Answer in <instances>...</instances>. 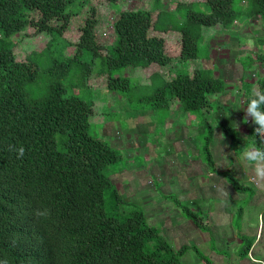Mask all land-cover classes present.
<instances>
[{
    "label": "trees",
    "instance_id": "1",
    "mask_svg": "<svg viewBox=\"0 0 264 264\" xmlns=\"http://www.w3.org/2000/svg\"><path fill=\"white\" fill-rule=\"evenodd\" d=\"M239 1L247 7L243 15L236 8L237 0H205L207 11L178 2L176 11L185 9L186 15L181 37L177 36L180 47L172 51L176 53L172 56L166 50L164 34L152 32L158 31L154 6L149 10L117 11V40L105 46L96 35L99 12L102 5L114 9L120 0H106L101 5L95 0H0V261L183 264L182 258L194 251L204 264H212L197 246L173 247L148 224L144 210L122 212L124 200L119 189L104 173L111 165H118L122 155L106 140L90 135L93 101L77 95L66 98L60 86L52 88L44 100L29 98L27 87L38 78L39 66L29 58L17 60L13 38L28 28L34 29L36 36L56 33L48 46L65 37L67 47L76 49L72 57H66L65 67L81 62L88 54L92 55L91 62L101 58L110 70L106 89L123 94L131 88V81L115 76L124 69L166 66L175 60L186 65L199 59V38L205 28L219 25L229 30L239 16L260 17L264 23V0ZM75 6L81 11L72 10ZM87 6L89 11L85 10ZM82 13L86 14L85 23L79 37L72 39V23ZM162 32L167 35L170 29ZM257 59L264 65V54ZM256 87L264 90V77ZM252 90L244 97L245 106ZM224 91L220 78L191 68L173 76L151 101L156 107H167L171 100H178L186 112L205 115L209 108L211 111L210 96ZM58 136L64 139V150L59 149ZM210 141L211 137L202 154L213 165ZM255 142L263 147L262 137H256ZM9 145L22 146L23 155L17 158L16 152L8 151ZM229 181L237 187L231 176ZM174 198L185 217L208 232V218ZM37 208L49 209L50 216L36 218L33 213ZM242 252L247 256L250 247Z\"/></svg>",
    "mask_w": 264,
    "mask_h": 264
},
{
    "label": "rangeland",
    "instance_id": "2",
    "mask_svg": "<svg viewBox=\"0 0 264 264\" xmlns=\"http://www.w3.org/2000/svg\"><path fill=\"white\" fill-rule=\"evenodd\" d=\"M96 4L101 5V3L106 2V0H95ZM205 0H120V3L114 8L109 9L105 7L104 5L101 6L99 15L101 16V24L99 23V26L97 28V40L98 42H101L105 45H111L115 44L117 40V36L113 32V29L110 28L109 25H111V22H113L115 19L118 18L117 11H131V10H138V9H146L149 10L151 7L154 8V15L158 19L157 28L160 32L170 29V32L164 36L169 37V41L171 42L172 38L175 35H179L181 37L180 29L181 26L184 23L186 10L182 9L179 11H176L175 5L178 2H183L187 5L193 4L192 7L196 10H209L207 6L204 4ZM239 0L236 2V8H238V11L242 13V15L247 10L246 4H241ZM191 7V8H192ZM72 10L74 11H81L80 6L72 7ZM86 11L90 10V6H87ZM116 12V13H115ZM80 14L77 15L73 21L74 28L70 32V36L72 39H76L79 37L80 29L85 23L86 14ZM77 18V19H76ZM253 18V17H252ZM249 18L247 16H239L235 22V25L238 24L237 21H239V25L237 26V29L234 31L233 28L229 30L231 31L228 35L230 37L235 38V34L237 32H240L242 38H244V43L240 46V50L236 49L237 47L232 50V52H238L240 53V56L242 59H236L235 53H232L230 56V59L235 60L231 62V65L233 64L234 70L236 71L237 65L241 68H245L244 73V84H246L247 87L253 89V86L256 84H259V81L263 78V72L264 70L261 68H258L259 64L257 65L254 63V59L257 58L260 55L264 54V29L260 28L261 31H254L252 28L251 30H247L250 25V21H254V19ZM246 19H248L246 21ZM247 26H246V24ZM262 23V21L256 22L255 24ZM252 27V26H251ZM220 30L222 32L221 26H216L215 28H205L202 31V36L199 38V59L194 60L193 62H189L188 64L184 65V71L190 70L194 66L199 69L201 72H205L208 74V76H211L212 78H216L217 73L221 72V64H217L216 68H212L211 65L213 61H216V59L212 56V48L215 47V44H222V47L219 48L220 52H218V55L222 54V59L226 58L225 55V49L228 47V43H232L233 39L231 41H226V39L221 36V34L215 35L216 30ZM229 30H223V31H229ZM225 33V32H224ZM251 33V34H249ZM162 33H159V35ZM56 33L52 35H35L34 29L28 28L25 32H22L18 35H16L13 38V41L16 43L15 47V54L17 56V60L20 62L27 61V58H29V61L37 64L39 66V74L36 81L32 84H30L27 87L29 98H31L33 101H41L48 97L50 94V91L52 88L60 86L61 90L63 91L64 97H72L74 95L79 96L80 98L86 100V101H93L95 104L94 106V115L90 117V130L89 133L95 138L103 139L106 141H111L112 139L116 138V131H121L122 136L125 134L124 124L125 121H127L129 115L130 109L132 111H135L137 109H146L151 106L152 102L148 97L152 95L151 91L157 88H160L164 86V78L162 79H152L150 81H145L143 74L138 71L136 74L132 75L133 72L130 70L129 72L127 69L122 70L120 73L122 75L129 74L130 80L132 83L131 90H127L126 93H118V95L123 97V100L120 98H117V96H110L105 99L104 102L112 103L111 108H109V104H106V106L103 107V104L101 102V98H99L98 94L100 92V87H104L105 82L107 80V74L110 73V70L105 66L103 59L97 58L93 62H91V54H88L85 58H82L81 62H77L73 64L71 67H65L66 57H72L75 54V47L74 46H68V41L65 37L57 38L51 46H48L49 42L52 40V37H55ZM248 38H253L252 41H249ZM257 39H262L260 43H257ZM180 43V41H179ZM212 46V47H211ZM211 47V48H210ZM217 50V49H216ZM237 56V55H236ZM248 58H244L247 57ZM239 64H237V62ZM227 68H230L229 66H226ZM194 69V68H193ZM168 73V72H166ZM237 73V72H236ZM118 74V73H117ZM220 74V73H219ZM252 74H256L258 76L257 80L252 79ZM132 75V76H131ZM142 75V76H141ZM167 75V74H165ZM249 77V78H248ZM173 78V77H172ZM222 79V78H221ZM154 83H152V81ZM171 80V79H170ZM223 80V79H222ZM250 83V85H249ZM245 87V88H247ZM250 91L247 92L246 95H248ZM117 95V94H116ZM141 111V110H140ZM215 112L214 108L212 109V113ZM193 113L188 116L187 119L184 118L182 115V121L181 122H189L191 123L190 117H196L199 121L203 120L201 115H197L194 113L197 112H191ZM172 112L170 110H161V113L157 116L158 121L160 123H166V122H172L173 118ZM130 118V117H129ZM185 119V120H184ZM209 123L212 121L213 126H218L216 124L217 122H220L219 119L213 118H207ZM231 123V122H230ZM212 125V124H211ZM134 125H129L130 128H132ZM106 129H109L110 133L113 134V136L108 137ZM192 130V129H191ZM198 131V130H197ZM158 132L148 133L150 135L147 136V138H141L140 141L137 143V145H141V140L146 139L149 142V153L151 157H159V153H165L167 156L168 153L171 150L170 143H164L159 141L158 137L155 136V134ZM163 133V132H161ZM64 139L60 138L58 136L57 142L59 144V149L64 150ZM146 151V147L143 148V146L137 147L133 149V156L132 154H129V157H127L123 152H121L122 160L118 165H111L105 170V174L109 175L113 181H115V184L117 188L119 189V192L124 200L122 204V212L131 213L135 210H144L145 216L147 218L148 224H153L155 228L160 230V234L164 236V238L172 244L175 248H180L182 245H195L197 246L198 250L203 254L204 257H207L212 261V264H255L252 261V257L249 255L244 256L243 250L247 248L248 243L254 244L252 249V255H254L256 258L260 259L261 261H264V225L262 220L259 218L253 219V215L250 216L248 219H246V224L242 225V231L245 232L247 228V224L252 221L251 223V229L253 231V234H248L247 240H244L245 242L240 246L237 247L233 241L228 242L226 239H223L222 241H216L214 240V243H212L211 237L215 236L213 233L215 232V224L212 223L213 227L209 223V229L208 233L200 230V235H198L200 238H202V234L207 235L208 242L206 241H197L198 239H194V237L190 238L188 234L185 235V238L182 241L174 240L175 234L172 231H167L172 226H174V222H172L173 216L174 219L176 218V212L177 209L180 210L175 202L174 197H178L181 201L185 202V199H188V195L184 193H180V189H174L170 188L169 183L166 181L164 182V177L161 176V181L158 180V177L156 176V173L154 171H151L153 168V160L149 159V162L145 161L146 156H144V153H141L142 150ZM239 150V148L234 147V151ZM120 151V150H118ZM238 156H240V152H237ZM132 156V157H131ZM143 160V161H141ZM129 161V162H128ZM135 162L134 168L131 169L129 163ZM142 163V166L146 167V170H148V173L146 171L142 172L141 175L136 176L134 173L135 166L139 165V163ZM167 161V160H165ZM172 161V160H169ZM172 166H174L173 162ZM119 168L123 169L125 172L122 174L120 179H117V177L113 176L112 172H116L115 174H120ZM185 170H180L175 173V175L179 176L180 180H183L182 174L186 173ZM132 173V174H131ZM133 175V176H132ZM131 177L132 180H131ZM149 179V180H148ZM150 179L155 181L154 187L151 185H148V181ZM118 181V182H117ZM133 182L129 186H127L129 183L126 182ZM178 181V179H177ZM135 187L138 191L141 193H145L152 198H158L162 200V203H156L155 208H158L159 213L164 212L165 205H169V215L164 216L163 218L165 220L162 221H156L154 218L151 219L152 209L145 204L143 200L138 198L136 191L134 189L130 188ZM144 187V188H143ZM166 196H172L171 198H168ZM176 197V198H177ZM129 198V199H127ZM171 200V201H170ZM173 200V202H172ZM166 201V202H165ZM180 202V201H179ZM246 202H249L247 200ZM245 201H242L239 203V208L243 207L246 204ZM181 203V202H180ZM182 204V203H181ZM189 204V203H187ZM186 205V204H184ZM247 206V205H246ZM245 206V207H246ZM181 211V210H180ZM248 210H246V213ZM204 214V216L207 215L204 212H198ZM261 215L264 216V207L260 211ZM159 214V215H160ZM182 218H185V220H188L185 215L181 211ZM241 217V213L239 212L236 218V222H238V218ZM160 219V218H159ZM184 221V220H183ZM238 227V225H237ZM236 228V226H235ZM235 234L239 232L238 230H234ZM259 232V237L257 238V234ZM240 233V232H239ZM173 236L174 238H172ZM241 237V235H240ZM172 240V242H171ZM175 241V243H173ZM216 241V242H215ZM198 242V243H194ZM219 244L217 245V243ZM255 249V250H254ZM183 264H204L199 258V256L194 251H190L182 258Z\"/></svg>",
    "mask_w": 264,
    "mask_h": 264
},
{
    "label": "crops",
    "instance_id": "3",
    "mask_svg": "<svg viewBox=\"0 0 264 264\" xmlns=\"http://www.w3.org/2000/svg\"><path fill=\"white\" fill-rule=\"evenodd\" d=\"M254 18L255 20L250 21L248 24L250 26L247 28V30H251V33L252 28L254 31H261L260 28L264 29L262 19L260 17ZM247 20L248 19H246V21ZM259 21H262V23L255 24ZM237 22V25L234 24L231 27L234 31L239 25V21ZM233 30H222V32H220V30L217 29L214 33L215 35L221 34L226 41H231L232 39L233 41L232 43H228V47L224 50L226 55L225 59H222V54L218 55V52H220L218 47L221 48L222 44H215V47L211 50L212 56L216 59V61H213L211 67L214 69L217 67V64H221V72L217 73L216 78L223 79L221 80L225 84V91L223 93L213 94L210 96V104L212 105L211 111L209 108V111H207L205 115L194 113L201 115L203 120L199 121L196 117L191 116V123H186L184 121L181 122L182 115L185 119H187L188 116L190 114L193 115V113L186 112L178 100H171L167 107H156L151 104L148 110L137 109L132 111L130 109V118L128 117V120L125 121L124 124V128H126L125 134L122 136L121 131H116V138L107 142L112 146V148L120 150V152H123L124 155L127 154V157H129V154H132V156L134 155L133 149L137 147L141 148L142 146L143 148L146 147V151L143 149L141 153L145 154V161L149 162V159L153 160L152 162L154 163L152 164L153 168L151 171L156 173L155 177L161 178V176H163L164 182L167 181L170 188L180 189V193L187 194L189 197L184 200L185 202L181 201L177 196L176 197L182 205L186 204L193 211L206 213L212 227V223L215 224V232L213 233L215 236L211 237L210 241L212 243H214V240L224 242L223 239H226L228 242L233 241L238 247L239 244L241 246L245 242L244 240H247L248 234H253L251 229L252 221L247 224L245 232L242 231V225L246 224V219L253 215V219L259 218L262 220L264 225V216L260 213L261 209L264 207V184L257 183L251 169L243 164V162L239 159L240 156L237 154V152H240L241 155L243 147L256 144V137L253 136V130L256 126L252 123L251 118H248V121H244L245 113L243 110L246 108L244 105V97L248 91L251 92V88L244 84L245 68L240 69V66L237 65V69L235 71L233 64L231 65V62L235 61L230 59L232 53H235L234 58L237 60L242 59L240 53L232 52V50H234L235 47H237V50H240V46L244 43V38L240 37V32L235 34V38L228 35ZM152 32L154 35H159V33L165 34L163 32H159V30ZM177 36L178 34L172 38L171 42L169 41V37L166 36V50L171 52L172 56L176 55V53L172 54V51L177 52L176 49L180 44ZM248 39L249 41L253 40V38ZM256 41L257 43H260L262 39H257ZM244 58H248V56ZM236 62L239 64L238 61ZM254 63L257 65L259 64L258 68L264 70V65L257 58L254 59ZM226 66H229L230 68H227ZM193 68L195 70H199L195 66ZM130 70L133 72L132 75L136 74L137 70L140 71L143 74L145 81H150L155 78L162 79L165 77L163 79L164 86L151 91L152 95L148 97L151 100L160 90L166 87L167 83L170 82V79H172L173 76L179 72H184V67L179 60H175L171 65L160 66L158 64H152L148 67H142L137 70L127 68L128 72ZM119 76L130 79L129 74L124 76L119 72L115 77ZM154 81L155 80H153L152 83H154ZM256 85L253 87L256 88ZM111 95L117 96V98L123 100V97L118 95L116 91L107 90L104 85L98 94L99 98H101L103 107L106 106V104H109V108H111L112 103L104 102L107 97L110 99ZM110 101L112 100L110 99ZM213 108L215 112L212 113ZM161 110H170L173 114L170 116L173 118V121L160 123L157 116L161 113ZM213 117H215V119H219L220 122L216 123L218 126H213L215 123L212 121H210L212 125L209 123L207 118ZM130 124L134 126L130 128ZM106 131L109 135L108 137L113 136L109 129H106ZM155 132H158L155 136L159 138V141L170 143L171 150L167 156H165V153H159V157H151V155L147 153V151H149V142L146 139H142L141 145H137L142 137L147 138V136L150 135L148 133L153 135ZM210 137V152L214 161L213 165H211L202 154L203 147ZM262 142L264 147V137H262ZM236 146L239 150L234 151V147ZM141 161L139 165L135 166L134 173L136 176L141 175L144 171L148 173L146 167L142 166L143 162ZM171 162H173L174 166H172ZM134 165L135 162L130 161L128 166L133 169ZM180 170L187 171L182 174L183 180H180L179 176L175 175V173ZM119 171L121 172L120 174L113 175L117 177V179L122 178L120 176L125 172L121 168H119ZM229 176L235 180L237 187L229 181ZM132 178L133 177H131V180ZM253 179L255 181H253ZM126 183H129L127 185L129 186L133 182L127 181ZM130 188L134 189V191L139 194L137 195L138 198L143 200L145 204L152 209L151 219L154 218L156 221H162L165 220L163 218L164 216L169 215L170 206L168 204L165 205L164 212L161 214L159 213L158 208H155L156 203H162L161 199L152 198L145 193H141L135 187L130 186ZM247 200H249V202H246ZM242 201H245L246 204L239 208V203ZM246 210H248L247 213ZM241 211H243L242 215L237 219L238 222H236L237 215L239 212L241 213ZM174 217L175 216H173L172 219L174 226L167 230L171 233L172 231L174 232V240L182 241L185 238V235L188 234L190 238H199L197 240L198 242H208L206 233L202 234V238H200L198 236L200 235V230L191 220H185V218H182L180 210L177 209L176 218L174 219ZM155 224H157V222L150 225L153 226ZM234 230H238L240 233L237 232V234H235ZM171 237L174 238L173 236ZM258 237L259 232L257 234V238ZM198 242L194 243L196 244ZM173 243H175V241ZM218 244L219 242L217 245ZM253 245L254 244L250 243L247 245V248L250 247V256L254 259L260 260L252 255Z\"/></svg>",
    "mask_w": 264,
    "mask_h": 264
},
{
    "label": "clouds",
    "instance_id": "4",
    "mask_svg": "<svg viewBox=\"0 0 264 264\" xmlns=\"http://www.w3.org/2000/svg\"><path fill=\"white\" fill-rule=\"evenodd\" d=\"M101 20L102 19L100 18L99 20L100 24H101ZM116 20L117 19H115L113 22H111V25H109L110 28L113 29L114 33H115L114 23L116 22ZM105 46H110V45H105ZM252 79L257 80L258 76L256 74H252ZM243 111L245 113L244 121L245 120L248 121V118H251L252 123L256 126L253 130V136L257 138L264 137V90H261L259 87L254 88L252 90L251 97L247 102V106L246 108H244ZM8 151L16 152L17 158H20L24 153V148L22 146L16 148L13 145H9ZM239 159L243 162L244 165H246L248 168L251 169L257 183L264 184V147L257 146L256 144H253L251 146H245L243 147V151ZM33 215L36 218L47 219L50 216V210L47 208H43V209L37 208L34 210ZM252 261L256 264L264 263V261L257 260L254 258H252ZM0 264H8V262L7 260H4V261H0Z\"/></svg>",
    "mask_w": 264,
    "mask_h": 264
},
{
    "label": "built area",
    "instance_id": "5",
    "mask_svg": "<svg viewBox=\"0 0 264 264\" xmlns=\"http://www.w3.org/2000/svg\"><path fill=\"white\" fill-rule=\"evenodd\" d=\"M158 180L161 181V178L158 177ZM253 181H254V179H253ZM148 184L151 185L152 187H154V185H155V181L151 179V180L148 182ZM262 264H264V263H262Z\"/></svg>",
    "mask_w": 264,
    "mask_h": 264
}]
</instances>
